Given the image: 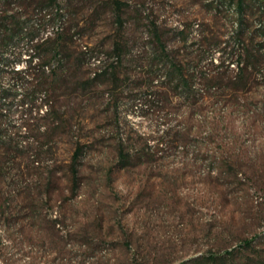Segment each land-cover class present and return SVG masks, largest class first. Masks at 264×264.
Masks as SVG:
<instances>
[{"label": "rangeland", "instance_id": "rangeland-1", "mask_svg": "<svg viewBox=\"0 0 264 264\" xmlns=\"http://www.w3.org/2000/svg\"><path fill=\"white\" fill-rule=\"evenodd\" d=\"M68 12L58 123L38 122L41 154L17 158L16 184L0 173V264H264V0H71ZM155 31L199 76L194 94L145 89Z\"/></svg>", "mask_w": 264, "mask_h": 264}, {"label": "trees", "instance_id": "trees-1", "mask_svg": "<svg viewBox=\"0 0 264 264\" xmlns=\"http://www.w3.org/2000/svg\"><path fill=\"white\" fill-rule=\"evenodd\" d=\"M242 1L238 0L239 6ZM70 3L71 0H0V173L4 169L15 170L8 178L11 183H17L16 175L22 177L17 158L41 154L29 148L30 142L33 143L42 135L38 122L44 125L42 132L47 130L45 123L49 120L58 123L54 120L57 118L51 115L53 110L56 113L52 98L58 78L67 71L64 66L67 57L63 53L61 40ZM152 37L154 49L151 59L145 64L149 82L144 86L145 89L170 85L179 94H194L193 78L199 79V76L169 53L156 31ZM47 45L49 48L44 49ZM118 53L106 57L109 61L107 64L90 71V80L86 82L89 86L116 68V64L121 62ZM23 55L26 58L20 67L17 64L23 61ZM46 55L48 57L45 60ZM82 55H87L89 62H101L99 55H92L85 46ZM111 76L120 81L115 71ZM111 92L115 103L119 99L117 83L111 86ZM137 95L140 94H134L133 100ZM42 107L45 110L41 113ZM81 150L82 147H76L71 156L73 180L77 177ZM117 158L120 166L126 165L127 157L123 148H118ZM39 162L37 156L31 159V166L38 168Z\"/></svg>", "mask_w": 264, "mask_h": 264}]
</instances>
